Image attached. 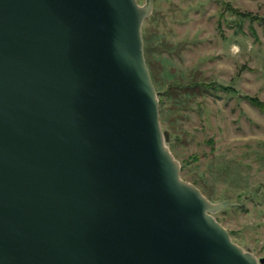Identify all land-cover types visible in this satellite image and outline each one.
I'll return each mask as SVG.
<instances>
[{"label": "water", "instance_id": "1", "mask_svg": "<svg viewBox=\"0 0 264 264\" xmlns=\"http://www.w3.org/2000/svg\"><path fill=\"white\" fill-rule=\"evenodd\" d=\"M152 1L0 0V264H264L170 154Z\"/></svg>", "mask_w": 264, "mask_h": 264}, {"label": "rangeland", "instance_id": "2", "mask_svg": "<svg viewBox=\"0 0 264 264\" xmlns=\"http://www.w3.org/2000/svg\"><path fill=\"white\" fill-rule=\"evenodd\" d=\"M142 39L182 181L229 204L214 219L263 260L264 0H153Z\"/></svg>", "mask_w": 264, "mask_h": 264}, {"label": "trees", "instance_id": "3", "mask_svg": "<svg viewBox=\"0 0 264 264\" xmlns=\"http://www.w3.org/2000/svg\"><path fill=\"white\" fill-rule=\"evenodd\" d=\"M147 65H148V64H147ZM148 67H149V65H148ZM250 103H251L253 106H255V107L260 111V113L264 114V105H262V104H258V102L253 101V100H250ZM160 115H161V114H160Z\"/></svg>", "mask_w": 264, "mask_h": 264}]
</instances>
